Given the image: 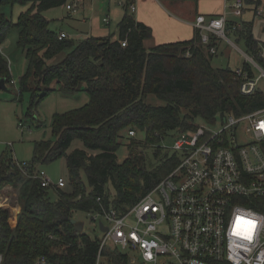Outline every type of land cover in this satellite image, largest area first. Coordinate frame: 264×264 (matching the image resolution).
<instances>
[{
	"label": "trees",
	"instance_id": "obj_1",
	"mask_svg": "<svg viewBox=\"0 0 264 264\" xmlns=\"http://www.w3.org/2000/svg\"><path fill=\"white\" fill-rule=\"evenodd\" d=\"M68 1L0 0V44L16 29L17 46L25 54L20 94L31 92L32 105L40 91L39 102L53 92L67 96L82 92L89 100L52 116V139L34 142L26 165L0 159V192L6 186L13 188L20 207L13 227L8 208H0V264H32L39 258L48 264H95L98 237L77 230L76 222H71L74 211L97 212L98 198L104 207L125 211L179 162L177 154L163 148L175 131L195 130L198 121L213 124L219 116H239L263 106L259 89L243 95L242 78L235 71L212 66L214 55L208 49L216 46L213 36L204 46L195 29L187 41L147 49L144 41L151 38L152 30L128 13L131 0L123 5L115 38L91 36L76 45L66 38L59 40L43 13ZM12 4H29L15 23L2 12V7ZM254 4L256 8L259 2ZM252 28V22H241L230 36L243 42L245 54L264 71L262 43L253 37ZM66 50L60 62L48 65ZM242 68L253 78L249 63ZM0 78L11 83L1 56ZM150 95L163 104L148 103ZM124 131L126 136L121 135ZM130 131L141 138L130 137ZM122 139L127 156L120 163L116 152ZM74 140L81 141L83 149L68 154ZM149 149L156 164L146 158ZM61 158L67 169L65 188H46L31 177L39 165ZM104 254L109 264H129V258L117 250L106 249Z\"/></svg>",
	"mask_w": 264,
	"mask_h": 264
},
{
	"label": "built area",
	"instance_id": "obj_2",
	"mask_svg": "<svg viewBox=\"0 0 264 264\" xmlns=\"http://www.w3.org/2000/svg\"><path fill=\"white\" fill-rule=\"evenodd\" d=\"M222 1L220 16L195 19L204 46L210 36L227 40L239 26L228 28L226 10L241 16L244 0ZM118 2L124 5L126 0ZM134 2L128 4L132 12ZM76 5L67 3L65 8L76 12ZM65 38L64 33L58 35L59 40ZM208 53L215 55L216 48ZM244 57L260 71L250 78L243 68L235 70L242 78L240 93L252 95L264 71ZM196 127L172 134L171 145L163 148L177 154L179 162L134 205L121 211L104 207L98 198V211L86 213L93 231L100 233L95 264H109L106 249L126 255L129 264H264V100L253 112L226 114ZM31 177L46 188L66 186L62 178L52 183L42 170ZM32 264L48 262L39 258Z\"/></svg>",
	"mask_w": 264,
	"mask_h": 264
},
{
	"label": "rangeland",
	"instance_id": "obj_3",
	"mask_svg": "<svg viewBox=\"0 0 264 264\" xmlns=\"http://www.w3.org/2000/svg\"><path fill=\"white\" fill-rule=\"evenodd\" d=\"M125 3V0H122ZM192 1V0H190ZM249 1V0H246ZM253 4L259 2L258 12L261 15L255 16L253 11H242L241 16H236L231 9H227V17L229 20L240 24L241 22H253V37L262 43L264 51V0H251ZM77 3L76 12L68 11L65 5L58 8L47 10L43 13L44 17L49 21L50 29L54 30L58 35L62 32L66 39L71 40L76 45L80 40L94 36L107 37L116 33L117 22L123 15V5L118 0H69L68 4ZM135 3V2H134ZM29 8V4H12L2 7V12L6 18L15 23L20 13L25 12ZM223 12V11H222ZM74 13V14H73ZM128 13L135 18L136 12L128 9ZM72 15L69 17L68 15ZM220 16V15H219ZM109 19V23H103V18ZM157 31L162 33L167 26L162 18L154 21ZM169 28V27H168ZM238 28V27H237ZM181 27V31H184ZM172 30L179 36L180 26L172 27ZM99 33H103L100 35ZM116 35L113 37L115 38ZM192 38V29L188 35L178 37L175 41L189 40ZM18 31L12 29L5 40L0 44V56L5 60L9 70V77L12 83L5 84V89H0V159H13L14 162L26 165L32 157L34 142L39 140L52 139L51 120L55 113H63L85 105L89 100L86 94L79 93L75 96L63 95L59 92H53L38 101V97L43 94L42 91L35 92L34 103L32 105V93L23 91L20 94L18 81L24 74L26 69L25 54L22 49L17 46ZM225 40V39H224ZM230 42H228V41ZM227 40L222 41L218 49L217 55L213 56L211 64L214 68L231 69L235 71L242 68L247 63L245 47L242 41L236 42L233 36H228ZM168 43V42H167ZM145 47L152 48L158 44L156 38L145 40ZM69 52L66 50L50 60L48 65L60 62ZM253 75L257 78L260 71L253 68ZM257 87L264 94V77L258 79ZM146 101L153 105L159 106L163 103L154 96H148ZM19 122L23 123V128L19 127ZM198 121L197 124H201ZM126 136V131L121 133ZM133 138H141V134H136ZM126 141L122 139V146L117 150L116 155L118 162H122L127 156ZM171 140H166L165 145H171ZM75 149H83L82 142L74 140L67 150L69 154ZM92 153V152H91ZM146 158L149 163L156 164L153 157V150L146 152ZM38 170L45 172L46 176L52 183L59 178L67 181L66 163L63 158L53 162L39 165ZM85 181V180H83ZM16 193L13 189L1 190L0 195L6 198L8 208L16 206ZM52 199L55 195L51 194ZM6 208V207H2ZM11 210V209H10ZM13 211V209H12ZM73 220L81 226L82 232L91 237L100 238V233L93 231L90 219L87 214L81 211H74ZM104 264V263H103Z\"/></svg>",
	"mask_w": 264,
	"mask_h": 264
},
{
	"label": "crops",
	"instance_id": "obj_4",
	"mask_svg": "<svg viewBox=\"0 0 264 264\" xmlns=\"http://www.w3.org/2000/svg\"><path fill=\"white\" fill-rule=\"evenodd\" d=\"M134 1H135V11L134 12H136L135 19L138 22H142L143 24L150 27L152 30L153 37L156 38V43H162V44H165L167 42L168 43L181 42V41H175V40H177L178 37H182L183 35H188L191 29H192V37H193V33L195 30L194 23L198 15H203L206 19H209L211 17H217L221 15L223 13L222 11H224V2L222 0H192V1L190 0H134ZM250 1L251 0L246 2V0H244L245 5L242 11H246V10L253 11L254 15L258 16L257 15L258 7L255 8L253 4H249ZM68 16L71 17L72 15L69 14ZM158 17L162 18L165 24H167V26L169 27V28L166 27V29L162 33L158 32L157 28L154 26V21L157 20ZM227 19H228L227 20L228 23L233 22L229 20L228 17ZM103 23H109L108 17H107V22L103 21ZM177 26H180L179 36L176 32L172 30V27L176 28ZM181 27L185 28L184 31H181ZM99 34L103 35V33H99ZM116 34H117V28H116V33L114 34V36ZM222 41H225V40L216 39L214 37V43L216 44L215 46L216 54L214 56L217 55L218 49L221 46ZM11 189L13 188H11L10 186H6L2 190H11ZM15 194L16 193H14L13 195L15 196ZM5 201H7V199L3 198L0 195V208L1 207L8 208L9 205L7 203L1 204L2 202H5ZM8 210H9V224L13 227L15 226L16 217L20 211V207L18 206V204H16L15 207H12V208L9 207Z\"/></svg>",
	"mask_w": 264,
	"mask_h": 264
},
{
	"label": "water",
	"instance_id": "obj_5",
	"mask_svg": "<svg viewBox=\"0 0 264 264\" xmlns=\"http://www.w3.org/2000/svg\"><path fill=\"white\" fill-rule=\"evenodd\" d=\"M0 89H2V90L5 89V84H4V79H3V78H0ZM71 222L74 223L75 221L72 220ZM76 228H77V230H78L79 232L82 231L81 226H80V225L78 226L77 223H76Z\"/></svg>",
	"mask_w": 264,
	"mask_h": 264
}]
</instances>
